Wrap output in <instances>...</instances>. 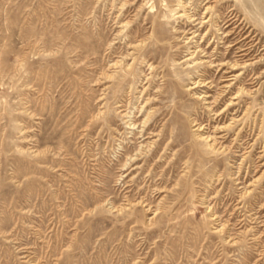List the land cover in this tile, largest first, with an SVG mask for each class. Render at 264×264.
Masks as SVG:
<instances>
[{"label":"rangeland","instance_id":"374dc122","mask_svg":"<svg viewBox=\"0 0 264 264\" xmlns=\"http://www.w3.org/2000/svg\"><path fill=\"white\" fill-rule=\"evenodd\" d=\"M0 264H264V0H0Z\"/></svg>","mask_w":264,"mask_h":264},{"label":"bare ground","instance_id":"6f19581e","mask_svg":"<svg viewBox=\"0 0 264 264\" xmlns=\"http://www.w3.org/2000/svg\"><path fill=\"white\" fill-rule=\"evenodd\" d=\"M197 81H198V80H197ZM199 82H200V81H199ZM195 84H196V83H195ZM201 84H202V83H201ZM206 107H207V106H206ZM194 125H195V124H194ZM196 129H197V130H200L201 128H200L199 126H197ZM198 134H199V133H198ZM196 135H197V134H196ZM198 136H200V137L202 136L203 138H207V139H209L208 136H205V137H204L202 134H199ZM200 137H199V138H200Z\"/></svg>","mask_w":264,"mask_h":264}]
</instances>
